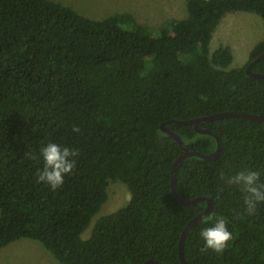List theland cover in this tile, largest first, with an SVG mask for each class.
<instances>
[{
	"label": "trees",
	"instance_id": "trees-1",
	"mask_svg": "<svg viewBox=\"0 0 264 264\" xmlns=\"http://www.w3.org/2000/svg\"><path fill=\"white\" fill-rule=\"evenodd\" d=\"M186 6V18L151 27L130 12L93 19L55 0H0V249L26 238L61 264H182V232L207 201L183 205L173 195L172 166L184 151L162 123L225 111L264 114V78L246 72L264 53V38L241 67H231L230 46L210 48L226 14L252 12L264 21V0ZM252 70L264 73V58ZM167 126L192 150L217 147L194 124ZM201 127L222 137V150L178 166L181 197L214 201L187 235V262L264 264V203L247 214L245 194L226 183L242 170L257 171L264 183V121L228 117ZM48 143L79 150L56 190L36 177ZM110 179L126 184L130 199L100 216L84 239ZM217 216L233 239L222 254L201 251L199 233Z\"/></svg>",
	"mask_w": 264,
	"mask_h": 264
},
{
	"label": "rangeland",
	"instance_id": "rangeland-1",
	"mask_svg": "<svg viewBox=\"0 0 264 264\" xmlns=\"http://www.w3.org/2000/svg\"><path fill=\"white\" fill-rule=\"evenodd\" d=\"M73 7L93 19H103L115 12H130L136 19L151 27H161L169 19H183L188 15L186 0H55ZM264 38V21L258 14L234 11L226 14L216 28L211 41L213 52L220 45L242 46L251 49ZM252 50V49H251ZM251 52V51H250ZM250 56V54H249ZM242 62V61H241ZM241 62H232L231 67H241ZM243 66V65H242ZM130 191L120 180L110 179L108 198L101 210L83 233L87 239L95 221L125 205ZM0 264H61L38 241L18 239L0 249Z\"/></svg>",
	"mask_w": 264,
	"mask_h": 264
},
{
	"label": "clouds",
	"instance_id": "clouds-1",
	"mask_svg": "<svg viewBox=\"0 0 264 264\" xmlns=\"http://www.w3.org/2000/svg\"><path fill=\"white\" fill-rule=\"evenodd\" d=\"M72 131L79 133L81 129L74 125ZM78 149L61 147L56 143H48L40 149L43 167L37 170V182H43L56 190L64 183V178L76 167ZM36 158V157H32ZM223 178V177H222ZM260 176L257 171L242 170L227 178L226 183L240 187L244 195L245 211L249 215L255 214L257 205L264 203V183H259ZM204 244L201 251L211 249L216 253H223L233 239L228 230L227 222L222 216H217L215 222L201 229L199 233Z\"/></svg>",
	"mask_w": 264,
	"mask_h": 264
},
{
	"label": "water",
	"instance_id": "water-1",
	"mask_svg": "<svg viewBox=\"0 0 264 264\" xmlns=\"http://www.w3.org/2000/svg\"><path fill=\"white\" fill-rule=\"evenodd\" d=\"M264 58V53L260 54L257 56L254 60H252L247 68L246 72L249 76L255 77V78H264V73H257L252 70V67L255 63L260 61L261 59ZM228 117H244L252 120H257V121H264V114H252L248 112H243V111H225V112H219L215 114H210V115H205L197 118H192V119H186V120H177L173 119L167 122L162 123L161 128L166 131L172 138L177 140L179 144L183 148V153L174 161L173 166H172V192L175 198L183 205H192L195 204L199 201L206 200L207 201V206L206 208L197 214L195 217H193L185 226L181 238H180V243H179V255L182 264H188L187 259H186V254H185V242L187 235L190 231V229L200 220L204 219L207 217L214 209V201L211 197L208 196H197L192 199H187L183 198L179 195L178 190H177V170L178 166L180 163L187 157L190 156H199L204 159H215L217 158L222 150V137H220L218 134L214 133L212 130L208 128H202L201 123L204 121H214V120H219L223 118H228ZM172 122H177V123H187V124H194L196 130H198L201 133L205 134H211L213 135L216 140H217V147L216 149L211 152V153H205L199 150H192L190 147L185 146L184 142L181 138V136L176 133L174 130L170 129L167 124L172 123ZM143 264H164L163 262L157 260V259H148L146 260Z\"/></svg>",
	"mask_w": 264,
	"mask_h": 264
},
{
	"label": "crops",
	"instance_id": "crops-1",
	"mask_svg": "<svg viewBox=\"0 0 264 264\" xmlns=\"http://www.w3.org/2000/svg\"><path fill=\"white\" fill-rule=\"evenodd\" d=\"M233 51V62H241V66L244 65L248 59L251 49H247V47H241L240 49L234 48V46L229 45Z\"/></svg>",
	"mask_w": 264,
	"mask_h": 264
}]
</instances>
